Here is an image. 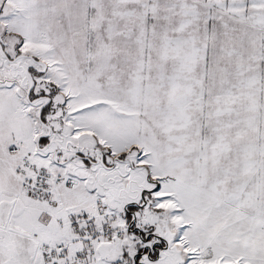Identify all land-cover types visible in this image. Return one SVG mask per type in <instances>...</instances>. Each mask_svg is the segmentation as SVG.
<instances>
[{"label":"snow or ice","instance_id":"snow-or-ice-1","mask_svg":"<svg viewBox=\"0 0 264 264\" xmlns=\"http://www.w3.org/2000/svg\"><path fill=\"white\" fill-rule=\"evenodd\" d=\"M0 264H264V0H0Z\"/></svg>","mask_w":264,"mask_h":264}]
</instances>
